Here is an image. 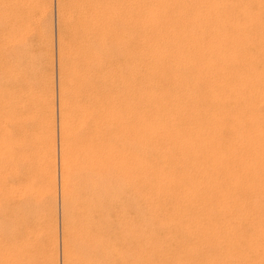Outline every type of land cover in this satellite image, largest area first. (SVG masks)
I'll list each match as a JSON object with an SVG mask.
<instances>
[{
    "label": "bare ground",
    "instance_id": "obj_1",
    "mask_svg": "<svg viewBox=\"0 0 264 264\" xmlns=\"http://www.w3.org/2000/svg\"><path fill=\"white\" fill-rule=\"evenodd\" d=\"M59 8L63 264H264V0ZM17 75L13 119L29 110ZM51 127L36 147L54 201ZM21 184L0 264L37 263Z\"/></svg>",
    "mask_w": 264,
    "mask_h": 264
},
{
    "label": "rangeland",
    "instance_id": "obj_2",
    "mask_svg": "<svg viewBox=\"0 0 264 264\" xmlns=\"http://www.w3.org/2000/svg\"><path fill=\"white\" fill-rule=\"evenodd\" d=\"M59 9V0H0V251L3 252L1 255L4 254L2 259L7 256L9 250L7 238L12 229L9 220V201L16 193H19L13 189L12 185L18 186L20 182H24V185L21 184L27 193L24 212L27 223L33 230L30 235V245L36 257V264H43L45 257H52L55 264L64 263L62 259L63 199L62 180H60L62 178L59 167L60 75L58 60L61 31ZM22 38H26L24 47L19 46ZM20 51L25 52L28 60L22 66L13 65L14 56ZM19 71L26 74L30 83L23 94L29 110L22 118L18 115L20 118L17 116L13 119L10 104L12 93L17 88L18 90L21 88L14 85L15 80L19 78L17 75ZM43 107L51 108L53 113L51 124L41 120ZM12 122L21 123L20 125L26 129V133L21 134L24 139L19 141L23 143L22 145L16 143L21 137H17L20 132L13 127ZM49 125L52 126L50 131L54 132L52 135L55 146L51 150L53 164L55 163L52 189L54 201L51 200V194L45 195L46 193L42 191L43 178L41 179L42 174H40L42 163L38 147H36L43 140ZM23 145H26L29 156L25 161L19 157L25 152V150L22 151ZM24 166L25 173L22 181H18L12 176L11 171L13 168L20 169ZM52 203L56 204L55 208ZM51 206L53 210L55 209V218L52 215Z\"/></svg>",
    "mask_w": 264,
    "mask_h": 264
}]
</instances>
